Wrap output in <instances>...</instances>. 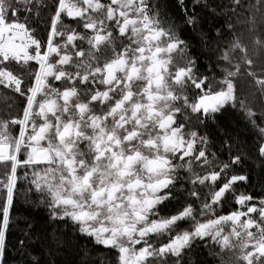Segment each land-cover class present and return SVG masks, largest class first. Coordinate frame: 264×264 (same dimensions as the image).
<instances>
[{"label":"snow or ice","instance_id":"6c2138e0","mask_svg":"<svg viewBox=\"0 0 264 264\" xmlns=\"http://www.w3.org/2000/svg\"><path fill=\"white\" fill-rule=\"evenodd\" d=\"M176 8L197 31L209 4ZM220 12L202 65L163 0H0V264L10 247L55 264L28 253L30 224L9 239L21 188L110 264H187L194 249L264 264V195L244 169L259 161L264 191V0Z\"/></svg>","mask_w":264,"mask_h":264},{"label":"trees","instance_id":"16d2710c","mask_svg":"<svg viewBox=\"0 0 264 264\" xmlns=\"http://www.w3.org/2000/svg\"><path fill=\"white\" fill-rule=\"evenodd\" d=\"M166 4L169 15L177 23L181 29V35L186 39L190 46L192 54L200 57L202 65L208 64L207 59L212 53L204 47L201 41L200 30L215 35L217 27L223 24V14L220 12L221 7L227 5L229 0H208V9H197L200 28L193 31L190 27L184 25L180 19L183 15L176 8V0H163ZM191 0H189V3ZM212 9H215V14ZM241 19L243 16L241 15ZM237 30L243 33L244 43L249 48L253 47V36L248 34L246 28L242 24H238ZM231 36L225 31L223 39H230ZM4 92L0 91V114L6 110V105L11 103V100L5 101ZM237 121H239V130L244 131V121L239 116L230 122V127L237 128ZM251 142L254 137L252 134L245 132ZM218 147V142H217ZM244 169L251 174L253 187L248 188L247 191L255 194L264 193L261 185L258 183V174L261 169L259 161L255 159H248L245 162ZM13 226L9 236L10 241L15 244L16 240L23 237L27 225H31L30 233L31 239L28 242V253L39 255L42 260L55 261V264H110L111 251L105 249L103 246L94 245L91 241L84 237H78L62 222H53L49 219V214L46 208L39 205L35 196L26 194L23 188L17 195L14 211H13ZM49 249L52 250L49 255ZM30 255L21 252L19 248H11L9 250V264H28Z\"/></svg>","mask_w":264,"mask_h":264},{"label":"flooded vegetation","instance_id":"af4514ba","mask_svg":"<svg viewBox=\"0 0 264 264\" xmlns=\"http://www.w3.org/2000/svg\"><path fill=\"white\" fill-rule=\"evenodd\" d=\"M257 195H264V193H258ZM185 259L187 264H205L207 260L212 258L208 256L206 249H194Z\"/></svg>","mask_w":264,"mask_h":264}]
</instances>
